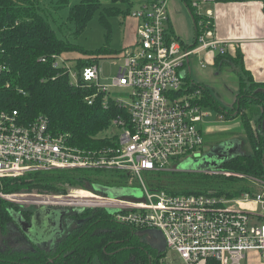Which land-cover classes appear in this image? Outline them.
I'll use <instances>...</instances> for the list:
<instances>
[{
    "label": "built area",
    "instance_id": "1",
    "mask_svg": "<svg viewBox=\"0 0 264 264\" xmlns=\"http://www.w3.org/2000/svg\"><path fill=\"white\" fill-rule=\"evenodd\" d=\"M169 3L143 0L134 10L136 38L129 50L121 52L123 65L111 83H101L99 64L82 71L81 77L88 83L84 86L94 85L103 93L105 108L113 101L124 111L110 122L109 127L116 132L102 136L105 145H74L71 135L49 130L48 117L38 116L25 123L19 110L0 106V180L34 170L123 172L128 177L126 187L138 185L141 194L110 196L93 187L70 185L57 193L5 192L0 187V199L20 206L65 208L70 213L113 210L119 223L140 232H161L166 241L163 264H209L210 260L212 264L251 260L264 264V180L257 179L261 182L259 191L235 197L214 191L172 194L143 180L149 172L181 171L180 163L208 150L204 130L198 124L210 111L200 102L201 88L192 89L194 84L186 80L187 68L191 56L202 50L224 54L230 44L217 37L211 19L204 17L195 45L179 41L170 33ZM211 15L208 11L206 18ZM3 52L0 47V92L4 85L9 86V81L3 80L7 71ZM52 60L54 67L63 66L73 84L80 83L79 74L71 72L66 59L56 54ZM117 86L128 90L129 102L111 97L110 88ZM95 95L86 101L93 104ZM167 251L175 255L174 262L167 260Z\"/></svg>",
    "mask_w": 264,
    "mask_h": 264
},
{
    "label": "trees",
    "instance_id": "2",
    "mask_svg": "<svg viewBox=\"0 0 264 264\" xmlns=\"http://www.w3.org/2000/svg\"><path fill=\"white\" fill-rule=\"evenodd\" d=\"M43 0H0V47L5 50L2 58L7 64L3 80L9 81L0 92V106L20 111L25 123L33 122L38 116L48 117L49 130L54 134H69L72 144L81 147H99L105 145L101 135L108 130L111 120L124 111L113 101L108 108L102 103L103 93L94 85L84 86L82 71L91 64H99L103 56L115 55L123 50H113L108 46L98 51L81 52L86 58H76V72L79 74V84H73L69 73L63 66L54 67L52 55H59L81 48L68 40L62 39L54 30V25ZM193 13L195 22L200 18L192 9V1L184 0ZM228 1V0H224ZM242 1V0H236ZM68 0H57L55 9L64 7ZM104 8L120 11L123 7L129 13L135 4L134 0H80L69 9V16L74 20L76 33L82 32L95 11L103 4ZM206 20V16H204ZM170 33L174 30L170 27ZM236 54L226 51L216 55L218 68L227 66L236 71L240 68V89L237 101L234 103L235 117H241L245 136L249 138L253 152L239 153L222 165L229 172L264 180V81H254L243 65V53ZM49 57L43 62L41 58ZM247 75H244V74ZM186 80L202 90L201 104L213 108L221 115L230 117L234 113L228 111L216 99L206 85L193 83L190 76ZM96 94L94 103L86 101V97ZM257 115V123L253 115ZM253 121V122H252ZM220 141V140H219ZM157 174L160 190L169 193H206L214 191L229 197L239 196L252 191L245 185L234 183L238 176H228L220 183L212 182L211 176L193 173L189 178L175 183L168 172H149ZM93 171L88 170H34L20 177H6L0 180V187L5 192L28 191L57 193L64 191L66 185L92 188L98 178ZM173 174V173H172ZM104 186L126 187V174L110 172L107 174ZM184 185L178 191L170 190L168 185ZM151 186V185H150ZM94 188V187H93ZM152 188H155L152 186ZM156 189V188H155ZM1 202H4L0 199ZM73 223L66 228L65 234L58 237L54 246L45 250L46 264H159V259L165 256V251L154 247L146 235L124 223L114 219V215L104 209H86L72 213ZM2 221L6 224L7 218ZM27 253V252H26ZM36 256L35 253H27ZM21 254L0 251L3 264H13ZM42 258V257H41ZM214 263L210 260L209 264Z\"/></svg>",
    "mask_w": 264,
    "mask_h": 264
},
{
    "label": "rangeland",
    "instance_id": "3",
    "mask_svg": "<svg viewBox=\"0 0 264 264\" xmlns=\"http://www.w3.org/2000/svg\"><path fill=\"white\" fill-rule=\"evenodd\" d=\"M80 0H68V4H66L64 7L58 8V10L55 9L57 0H43L42 3H44V6L47 9L48 16L51 18L54 30L57 32V35L65 40H68L72 44L78 45L81 49L80 50H73V52H66L59 54L61 57L66 59V62L68 64V67L71 68V72L74 73L76 71V64L77 60L76 58H86L81 50L85 51H98L102 50L105 47H109L113 50H123L125 49L124 46L126 45L127 37L129 36L130 32L132 31L133 26V12L135 9L138 8L139 4L143 2V0H134L135 4L133 5L132 9L129 13H126V10L123 7H119L120 11H113L111 10V13H109L104 8L110 7V5L103 4L99 10L95 11L93 14V17L88 21L86 28L80 32L76 33V26L74 20L70 19L69 16V9L70 7L78 3ZM171 2V1H170ZM172 21L173 24L178 28L180 38L184 39L185 41H188L189 43L194 42V36H195V26L193 25V20L190 12L188 11L187 7L182 1H179V3L175 2V0H172ZM180 25L181 27H179ZM196 44V43H195ZM194 44V45H195ZM123 57H121V52L116 53L115 55L111 56H103L102 59L99 61V69L101 70V83H111L113 78L116 77L118 73V69L120 66L123 65ZM191 66H192V74L195 77V79L199 82H205L207 83L210 92L212 95L218 99L222 105L225 107L228 111H233L234 113L229 114L230 117H226L224 115H221L215 109L208 108L204 106L209 112V116L204 118L203 122L199 123L198 126H200L204 130V140H206V146L211 147L214 144L218 143L219 140H225L230 138L235 139L238 148L237 151L239 153H252L253 148L252 144L242 132V124H241V117H235V110H234V103L237 101V92H239L240 83L239 77L240 68L237 66V70L235 72L234 69L228 68L227 66H223L219 68H214L209 62L206 61V64L204 67H201L199 65V60L196 56L191 58ZM244 75H247L246 73ZM234 83H237L238 90L234 89ZM128 92L127 89L121 88V87H112L110 88V95L113 99L120 98L125 101H130L129 96L126 94ZM259 112L255 113L253 115V121L257 123L258 117L257 114ZM220 114L222 117L218 116ZM224 120V121H222ZM252 121V122H253ZM211 127L212 132L209 133L206 132L207 128ZM110 129L104 131L101 135H104L108 132H116V129L109 127ZM200 157L191 158L192 159H200ZM215 171V173L206 171L205 173L202 172H196V171H174V172H168L170 176L172 177V181H175V183L179 182L181 179L189 178V175L191 176L193 173H199V174H207L211 176L212 182H218L220 183L221 179H226L228 177L226 173H230L231 176H238V179L234 183L237 186L245 185L247 187H250L252 191L257 192L261 188V179H258L256 177H253L252 180L248 177L246 178L244 175L232 173L224 169L222 166H219V168L212 170ZM221 171V172H220ZM217 172V173H216ZM220 172V173H218ZM93 173H96V177L98 178L100 183L107 182V178L109 177L107 174H110V172H96L93 171ZM173 173V174H172ZM260 180V181H257ZM128 180V177H126V182ZM143 180L147 185H151V187H155L156 189H160L158 185V177L157 174L148 173L143 176ZM137 185V184H135ZM187 185H168L167 188L170 190L178 191V189L182 187H186ZM137 190L136 194H141V190L137 187L132 188V190ZM162 189V188H161ZM32 211L36 210V207L34 206H28ZM147 238L149 242L152 240V234L150 233L147 235ZM166 254V252H165ZM168 255V261L174 262L175 261V255L171 251H167ZM177 263V262H175ZM96 264V263H95ZM242 264H248L247 261H242Z\"/></svg>",
    "mask_w": 264,
    "mask_h": 264
},
{
    "label": "crops",
    "instance_id": "4",
    "mask_svg": "<svg viewBox=\"0 0 264 264\" xmlns=\"http://www.w3.org/2000/svg\"><path fill=\"white\" fill-rule=\"evenodd\" d=\"M170 1L169 27L174 30V34L179 39V41L183 42L186 45L194 44L198 35L200 20L201 18L206 16L209 11L212 13V15L207 18L211 19L217 37L230 43L227 51L229 53L236 54L235 52L237 50H240L243 53V65L248 70L253 80L258 82L264 81V0H191L192 9L200 18L198 22H195L193 13L190 11V8L186 1L175 0V2L177 3H179V1H182L192 16V20L194 23L193 25L195 26V36L193 43H189L188 41L180 38L179 30L172 21V0ZM196 3H199L198 7L195 6ZM136 24L137 20L134 18L132 26L133 29L127 37L128 39L123 51L129 50L133 45V42L135 41L137 29ZM178 26L181 27L180 25ZM217 54L218 52L202 50L201 53L195 54L191 56V58L196 56L201 67H204L207 61L212 66H214V68L220 70L217 65H215ZM202 62H204V65H202ZM187 69V75L190 76L193 83H199L201 85L204 84L208 87L207 83L199 82L193 76L191 59ZM233 84V88L238 90L237 83L233 82ZM218 116H220V118L222 117L220 114H218ZM208 131L209 133L212 132V128H207L206 132ZM248 264L263 263L251 260Z\"/></svg>",
    "mask_w": 264,
    "mask_h": 264
},
{
    "label": "water",
    "instance_id": "5",
    "mask_svg": "<svg viewBox=\"0 0 264 264\" xmlns=\"http://www.w3.org/2000/svg\"><path fill=\"white\" fill-rule=\"evenodd\" d=\"M238 144L235 139H226L220 140L218 143L209 147L207 151L202 155L200 159H189L178 165V169L181 171H196L205 173L206 171H212L219 166H222L227 161L231 160L238 153L237 151ZM93 187L96 190H99L104 193H108L110 196H121V195H134L136 194V189L132 190L128 187H111V186H103L101 184H94ZM140 195V194H139ZM109 212H113V210H109ZM67 209L62 208H47L42 207L38 208L33 215L32 224L28 228H24V231L29 232L32 230L31 238L33 239V243L35 245H40V243H44L45 248L49 249L56 238L61 236L64 232L63 228V218L64 215L67 214ZM12 214V213H11ZM41 215L43 217V230L38 233H34L33 226L36 221V216ZM42 233V234H41ZM152 234L151 242L154 246L158 247L160 250H165L166 241H164L163 235L160 231L156 229H150L148 231L142 232V234L149 235ZM38 234V235H37ZM148 239V238H147Z\"/></svg>",
    "mask_w": 264,
    "mask_h": 264
},
{
    "label": "flooded vegetation",
    "instance_id": "6",
    "mask_svg": "<svg viewBox=\"0 0 264 264\" xmlns=\"http://www.w3.org/2000/svg\"><path fill=\"white\" fill-rule=\"evenodd\" d=\"M37 209L38 208H36V210ZM36 210L32 211L28 208V206H20L5 201L0 204V223L5 220L4 217L7 218L6 224H4L3 227V224H0V251H12L13 253L22 255L17 259H12L13 264H46V259L43 255H45V250H49L51 247L46 249L43 242L40 243L42 246L35 245L32 241L33 239L31 238V233H33L32 230L30 231L29 229V232L24 231V228H28L32 224L33 215ZM70 214L72 213L68 211L67 214L64 215L63 234H65L66 228L73 223L72 216H70ZM35 219L36 221L33 223V231L34 233L39 234V232L43 230V217L41 215H37ZM138 231L140 232V230ZM57 239L58 238H56V240ZM54 243L52 244L53 246ZM26 252L35 253L36 256H29ZM162 259L163 258L159 259V264H163ZM0 264H3L2 259H0Z\"/></svg>",
    "mask_w": 264,
    "mask_h": 264
}]
</instances>
